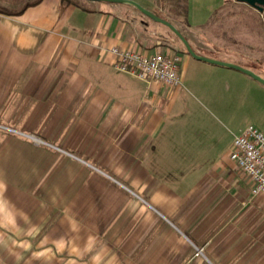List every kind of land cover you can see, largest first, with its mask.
I'll return each mask as SVG.
<instances>
[{
  "label": "crops",
  "instance_id": "obj_1",
  "mask_svg": "<svg viewBox=\"0 0 264 264\" xmlns=\"http://www.w3.org/2000/svg\"><path fill=\"white\" fill-rule=\"evenodd\" d=\"M135 1L170 21L198 54L264 78V59L238 54L236 42L215 41L211 52L195 46L227 0ZM87 2L41 0L17 15L0 12V264H264V192H251L229 152L203 210L195 186L180 191L155 177L146 147L158 127L146 104L152 90L111 71L114 45L174 52L164 41L169 28L143 23L128 4ZM188 56L218 79L264 90L241 71ZM234 204L246 213L236 244L226 230Z\"/></svg>",
  "mask_w": 264,
  "mask_h": 264
},
{
  "label": "rangeland",
  "instance_id": "obj_2",
  "mask_svg": "<svg viewBox=\"0 0 264 264\" xmlns=\"http://www.w3.org/2000/svg\"><path fill=\"white\" fill-rule=\"evenodd\" d=\"M22 3L23 0H0V8L15 9ZM61 3L86 8L91 5L87 0H61ZM147 4L150 6L151 2ZM136 15L143 23L149 22V18L142 13L138 12ZM180 19L179 26L183 28L182 17ZM194 38L196 48L204 52H211L215 48V41L223 45L236 42L233 50L257 54L264 59V11L259 12L236 0H227L211 16L199 37L195 35ZM164 41L182 58V81L179 86L166 87L150 79L141 81L114 67L115 70L111 71L129 86L146 89L148 93L152 90V95L147 96L146 104L148 110L151 108L154 124L158 127L153 129L152 141L146 147L153 154L150 162L154 175L180 191H191L195 186L197 192L193 198L197 197L196 194L203 196V210L208 207L206 191L211 187L217 172L214 170L220 168L223 162L229 163L228 146L238 132L237 128L252 124L264 132V90L245 83L242 86L236 85L233 79H218L209 70L195 67L198 64L188 56L184 45L170 29ZM241 41L249 44L242 47ZM184 58H187L185 63ZM105 83L106 87H112V80ZM121 86L124 87L120 84L119 87L122 88ZM160 152L166 153L167 159H160ZM160 167H167L168 170L161 172ZM206 210L207 208L203 213ZM226 215L232 219L226 225V230L232 229L236 244L235 236L242 232L241 218L246 213L239 204H234ZM249 215L254 213L250 212ZM192 217L190 213L185 215V219L189 221ZM221 226L220 223L218 227Z\"/></svg>",
  "mask_w": 264,
  "mask_h": 264
},
{
  "label": "built area",
  "instance_id": "obj_3",
  "mask_svg": "<svg viewBox=\"0 0 264 264\" xmlns=\"http://www.w3.org/2000/svg\"><path fill=\"white\" fill-rule=\"evenodd\" d=\"M112 66L140 80H155L169 87L181 84L180 60L176 52L142 53L137 50L111 46ZM229 159L234 161L251 183V192H264V132L250 124L236 133L231 142Z\"/></svg>",
  "mask_w": 264,
  "mask_h": 264
},
{
  "label": "water",
  "instance_id": "obj_4",
  "mask_svg": "<svg viewBox=\"0 0 264 264\" xmlns=\"http://www.w3.org/2000/svg\"><path fill=\"white\" fill-rule=\"evenodd\" d=\"M92 1H108V2L123 3V4L131 5V6L135 7L138 11H140L143 15H145V16L149 17L150 19H152L156 22H159V23L165 25L166 27H168L178 37V39L182 42V44L184 45L188 54L191 57H193L194 59L204 61L207 63H211V64H215V65H219V66H224V67L236 69L238 71H241L242 73H245L246 75L250 76L254 80H256L259 83H261L262 85H264V78L261 77L260 75L256 74L254 71L248 69V68H244V67L237 65V64H234V63H230V62H226V61H222V60H217V59L209 58V57L198 54L191 47V45L189 44L187 39L184 37V35L170 21L156 15L155 13H153L152 11H150L149 9H147L146 7H144L143 5H141L139 2H137L135 0H92ZM236 1L245 3V4L255 8L259 12L264 11V0H236Z\"/></svg>",
  "mask_w": 264,
  "mask_h": 264
},
{
  "label": "trees",
  "instance_id": "obj_5",
  "mask_svg": "<svg viewBox=\"0 0 264 264\" xmlns=\"http://www.w3.org/2000/svg\"><path fill=\"white\" fill-rule=\"evenodd\" d=\"M41 0H23V3L21 5H19L17 8L15 9H5V8H0V12L2 13H6V14H11V15H17L20 14L25 8H27L28 6L31 5H35L37 3H39ZM75 5V4H74ZM77 5V4H76ZM79 6V5H78ZM217 10L214 12L216 13ZM186 50V49H185ZM186 53L188 54V52L186 51Z\"/></svg>",
  "mask_w": 264,
  "mask_h": 264
}]
</instances>
